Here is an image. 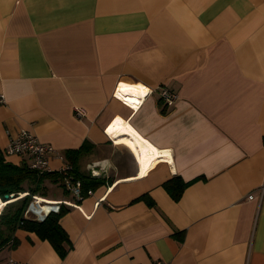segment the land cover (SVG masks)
<instances>
[{
    "label": "crops",
    "instance_id": "1",
    "mask_svg": "<svg viewBox=\"0 0 264 264\" xmlns=\"http://www.w3.org/2000/svg\"><path fill=\"white\" fill-rule=\"evenodd\" d=\"M0 93L2 150L30 131L58 171L84 145L75 169L100 180L63 206L64 255L16 228L0 264H264V0H0ZM131 130L158 160L143 174Z\"/></svg>",
    "mask_w": 264,
    "mask_h": 264
},
{
    "label": "trees",
    "instance_id": "2",
    "mask_svg": "<svg viewBox=\"0 0 264 264\" xmlns=\"http://www.w3.org/2000/svg\"><path fill=\"white\" fill-rule=\"evenodd\" d=\"M84 147L82 145L76 149H68L65 155L71 165V172L75 178L81 181V191L85 196L88 188H93L100 180L84 179L75 169L76 155ZM5 156L4 150L0 148V198L4 200L5 194H13L15 197L19 193L27 192V194L9 201L6 204L8 207L0 212V224L4 226V229H0V247L10 240L12 245H14L13 232L16 228H22L34 231L40 238L47 239L60 255H64L67 250L66 244L69 242L67 233L59 224V218L65 211L64 207L59 212L48 214L42 221L23 216V212L29 203L30 195L40 194L43 196L47 182L60 185L63 191L67 193L61 172L59 170L38 172L31 168L27 162L16 164L7 160ZM185 185L186 183L177 175L164 183L165 189L173 199L179 198ZM5 230L8 232L4 235Z\"/></svg>",
    "mask_w": 264,
    "mask_h": 264
},
{
    "label": "built area",
    "instance_id": "3",
    "mask_svg": "<svg viewBox=\"0 0 264 264\" xmlns=\"http://www.w3.org/2000/svg\"><path fill=\"white\" fill-rule=\"evenodd\" d=\"M114 95L126 103L125 100L121 99L117 94V88H115ZM161 97L167 103H170L175 94L167 89L161 91ZM0 103H4V97L0 93ZM75 115L81 117L84 115V110L82 108H75ZM4 154L6 155H27L29 156L28 164L31 168L35 169L38 172L51 171L49 160L52 156L57 158H63L61 152L56 150L53 146L47 143L39 141L37 136L30 131L20 130L15 136H13L7 147L4 149ZM72 168L69 162H65L63 166L59 169L62 174V180L64 187L70 198L61 199V200H46L40 196L33 195L32 199L29 201L26 206L23 216L25 218H34L38 221H42L48 214L59 212L63 206L68 207H78L79 202L85 197L81 191V181L78 178H75L71 172ZM90 192V191H89ZM27 194V192H24ZM23 196L22 193H19L16 197L18 198ZM253 195H249V198H252ZM47 207V209H43ZM40 210H37V209ZM1 264H26L19 260L8 259L3 261ZM154 264H167L163 260H157Z\"/></svg>",
    "mask_w": 264,
    "mask_h": 264
},
{
    "label": "bare ground",
    "instance_id": "4",
    "mask_svg": "<svg viewBox=\"0 0 264 264\" xmlns=\"http://www.w3.org/2000/svg\"><path fill=\"white\" fill-rule=\"evenodd\" d=\"M136 85L135 84L129 85L126 82L122 81L119 86L124 88L125 91L129 94V96H131V98H134L135 100L140 101L139 94L144 91L142 90L141 87H138ZM117 143H120L126 146L129 150H131L138 156L141 162V172H140L141 174L145 173L149 168L154 166V164L158 161L156 160V158H154V153L150 152V149L152 146L148 142L143 140L134 130L129 131L122 138L118 139ZM22 194L24 195L26 193H22ZM5 204H6V201L0 198V210Z\"/></svg>",
    "mask_w": 264,
    "mask_h": 264
},
{
    "label": "rangeland",
    "instance_id": "5",
    "mask_svg": "<svg viewBox=\"0 0 264 264\" xmlns=\"http://www.w3.org/2000/svg\"><path fill=\"white\" fill-rule=\"evenodd\" d=\"M120 146L122 147V148H126V147H124L123 145H121L120 144ZM59 188H62L60 185H55L54 183H50V182H47L46 183V185H45V190H44V193H43V195H52V194H54L55 192H57V190H59ZM63 189V188H62ZM33 195H40V194H31L30 195V200L32 199V196ZM2 199V198H1ZM16 198H10V199H8V200H6V204L9 202V201H11V200H15ZM3 200V199H2ZM29 200V201H30ZM5 201V200H4ZM4 205L3 207H2V209L0 210V212L3 210V209H5V208H7L8 206L7 205ZM0 229H4V226L2 225V224H0ZM7 232L8 231H6L5 230V232H4V235L5 234H7ZM0 241H1V237H0ZM3 260V252L2 251H0V262Z\"/></svg>",
    "mask_w": 264,
    "mask_h": 264
},
{
    "label": "water",
    "instance_id": "6",
    "mask_svg": "<svg viewBox=\"0 0 264 264\" xmlns=\"http://www.w3.org/2000/svg\"><path fill=\"white\" fill-rule=\"evenodd\" d=\"M15 196L13 195V194H10V195H8V194H5L4 195V200L6 201V200H8V199H10V198H14Z\"/></svg>",
    "mask_w": 264,
    "mask_h": 264
}]
</instances>
